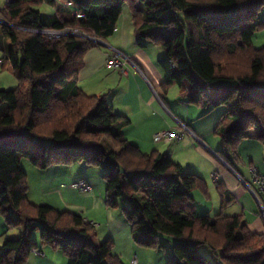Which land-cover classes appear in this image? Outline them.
<instances>
[{
	"label": "trees",
	"instance_id": "16d2710c",
	"mask_svg": "<svg viewBox=\"0 0 264 264\" xmlns=\"http://www.w3.org/2000/svg\"><path fill=\"white\" fill-rule=\"evenodd\" d=\"M69 1L79 18L56 0H6L0 8V68L18 82L0 89V215L7 230L24 228L19 238L3 241L0 264H26L38 247L34 230L40 244L62 250L68 264H121L112 239L97 240L83 216L28 201L25 157L43 169L75 162L101 168L106 206L117 208L121 198L130 203L123 214L136 245L160 250L161 236L171 237L165 264H264V233H251L241 214L198 215L192 191L206 194L204 180L166 153L142 152L123 134L130 119L115 112L105 94L88 95L77 86L84 56L97 43L40 32L76 27L105 40L128 3L137 45L149 41L166 51L157 60L163 91L176 84L186 103L224 107L216 153L236 170L238 145L252 137L250 130L264 145V46L252 43L264 29L258 18L264 0ZM43 4L55 12L38 10Z\"/></svg>",
	"mask_w": 264,
	"mask_h": 264
},
{
	"label": "crops",
	"instance_id": "0c3cea01",
	"mask_svg": "<svg viewBox=\"0 0 264 264\" xmlns=\"http://www.w3.org/2000/svg\"><path fill=\"white\" fill-rule=\"evenodd\" d=\"M68 1L56 0L57 4L64 7ZM5 2L6 0H0V8H3ZM42 6L48 13L55 12L52 6L46 4ZM100 41L96 47L85 54L83 67L76 76L77 86L88 95L100 96L108 91L105 94L106 100L113 110L130 119V123L123 128V134L128 141L136 144L144 153H149L151 147L154 148L150 151L166 153L185 171L194 173L204 180L212 196L208 194V191L204 194L201 189L192 191L195 211L198 215L213 216L219 212L225 215L241 214L251 233H264V214L245 184L254 186L250 173L252 167L264 173V145L256 138L258 131L250 130L252 137L239 143L234 161L236 170L232 169L216 153L220 148V141L214 132L223 111L203 108L200 105L186 103L183 99L180 100V88L172 95H168V89L163 91L164 75L154 65L153 58L150 55L147 56L141 49L148 43L145 42L144 47L137 45L132 21L128 24L126 21L121 23L118 20L112 35ZM114 52H119L131 60V63H127L129 67L127 75H122L118 70L105 66L106 56ZM163 56H159L157 60ZM168 113L172 119L169 118ZM180 123H185L192 134L185 135L178 141L153 140L156 132L169 127L178 128ZM187 157L191 160L188 161ZM72 168L76 167H68L67 172L69 185L63 187L68 192H74L75 188L71 185L75 181L80 179L87 181L81 174L74 175ZM31 172L39 171L30 168L27 180ZM213 173L216 174V179H213ZM218 185L220 186L217 187ZM84 193L86 207H90L89 212L84 208V219L95 226L94 214L101 212L104 215L102 221L98 220L101 223L96 225V232L100 239L103 233L112 239V251L120 258L121 264H130L133 257L136 258L137 264H165L170 254L136 245L131 238L130 226L126 219L115 215L106 206L103 191L95 194L93 188L82 194ZM36 194L37 186L31 187L29 184L27 199L30 203L42 202L51 205L52 202L48 200H41V198L38 200ZM224 198H229V201L222 209L221 204ZM5 229L4 218L0 215V252L3 241L9 238L6 236L8 232ZM40 246L31 251L26 264H55V262L68 264V259L66 257L63 259L57 249ZM203 250L206 256H211L206 247Z\"/></svg>",
	"mask_w": 264,
	"mask_h": 264
},
{
	"label": "rangeland",
	"instance_id": "374dc122",
	"mask_svg": "<svg viewBox=\"0 0 264 264\" xmlns=\"http://www.w3.org/2000/svg\"><path fill=\"white\" fill-rule=\"evenodd\" d=\"M38 10H40L41 12L46 13V8L42 5L37 7ZM258 18L261 21H264V9H262L259 14H258ZM131 17V18H130ZM122 22L126 21L128 24L131 23L132 21V14H131V9H130V5L128 3H124L123 7H122V12L121 15L119 17ZM133 27V26H132ZM0 37H1V33H0ZM92 40V39H91ZM148 44L146 45L145 48H141L143 51H145L146 55H150L153 60H154V65L158 67V69L160 70V72L163 74L160 66L157 63V58L159 56H165L166 55V51L165 49L160 46V45H155L152 42H147ZM252 43L253 46L258 48V47H262L264 46V29L259 30L255 33V35L252 38ZM0 55H2V51H0ZM18 82L16 77H14L11 73L7 72L6 70L0 68V89H13L17 86ZM179 87L176 84H173L171 86L168 87V95H172V93H174V91H176ZM108 91H105L104 94H107ZM260 94L264 95V92H260ZM182 99V97H180V100ZM217 111L222 110L224 112V107L223 106H219L217 108H215ZM214 113V112H213ZM169 118L172 119V116L168 113ZM160 146V144H158ZM154 147H151L149 149V152H151L150 150L153 149ZM192 153V151L190 152ZM193 155H191L192 157ZM188 161H190V157H187ZM22 167L24 168V170H26V177L27 174L29 172V169H36V171H39L37 173H30L29 174V179L27 181V188L28 185L30 184L31 187H33V185L37 186V194L36 197L38 198V200H40L39 198H41V200L45 199L48 200L51 203L50 206H52L54 209L58 210V211H68V212H72L75 214H79L81 216H84V208L88 211H90V207H86V202L85 199L86 197L84 196V194H82L83 192L75 189L73 190L74 192H68L67 190H64L63 187H68L69 182L67 181V172H68V167H76V168H72V173L74 175H79L81 174L85 179H87V181L92 185V187L94 188V193L98 194V192H102L105 193V179H104V171L99 168L98 166H94V165H89L85 162H75L73 164L70 165H62V166H51V167H47L46 169L43 168H39L37 166H34L33 164L30 163L28 158H23L21 161ZM77 165V166H74ZM57 170V171H56ZM66 176V177H64ZM32 189V188H31ZM28 190V189H27ZM208 194L210 196L211 193L209 191V189L207 190ZM105 195V194H104ZM103 195V197H104ZM205 198V197H204ZM105 199V197H104ZM48 202V203H50ZM38 204H42L38 203ZM47 204V203H46ZM130 206V203L127 199H120L119 201V206L117 208H110L112 213H114L115 215H119V217L122 216V219H125L124 214H123V208H127ZM199 206V205H198ZM88 211V212H89ZM101 210H99L100 212ZM95 218L94 219V223H95V228L96 225H99L104 218V215L100 213H96L94 214ZM100 220V221H98ZM97 229V228H96ZM5 231H7L8 233H6V236H9V238H19L23 233H24V228L23 226H18V227H12L10 228V230L5 229ZM97 234V232H96ZM33 236L36 239V242L38 243V245L40 246V240L39 238L37 239V237L39 236V231L38 230H34L33 231ZM162 239V244H163V248L158 250L159 253H163L165 252V254L167 253L168 255L171 253V244L173 241L171 239V237L169 236H161ZM107 236L102 235V238L100 239L98 234L96 236L97 240H104L106 239ZM41 247V246H40ZM205 248V247H204ZM203 246L200 247V250L202 252V254H206ZM60 253L59 255H61V257H63V259H66L67 256L66 254L60 250L57 249ZM167 255V256H168ZM58 256V255H57ZM66 257V258H65ZM209 257V256H208ZM68 259V258H67ZM57 260V259H56ZM57 262H55L56 264Z\"/></svg>",
	"mask_w": 264,
	"mask_h": 264
},
{
	"label": "built area",
	"instance_id": "2783aa9c",
	"mask_svg": "<svg viewBox=\"0 0 264 264\" xmlns=\"http://www.w3.org/2000/svg\"><path fill=\"white\" fill-rule=\"evenodd\" d=\"M65 8H67L74 17L79 18L81 16V12L78 9L74 8L70 1L65 3ZM40 32L50 38H58L64 35H77L88 37L97 44L101 42L100 39L97 38L95 35L88 36L76 27H65L61 30H42ZM127 63H131V60L128 57L122 55L119 52H114L106 56L104 64L107 68H113L115 70H118L122 75H127L129 72V67ZM1 64L2 59L0 58V66ZM188 134H192L189 127L185 123H180V126L178 128L169 127L167 129L156 132L153 135V140L164 142L178 141ZM250 173L254 186L247 183L245 184L247 185L248 189L253 194L258 205L260 206L262 214H264V174H262L258 169L254 167L250 169ZM213 176L216 178L215 173H213ZM71 186L81 192H88L93 189L92 185L84 179L75 181L74 183H72ZM130 264H137V260L135 257L131 259Z\"/></svg>",
	"mask_w": 264,
	"mask_h": 264
}]
</instances>
